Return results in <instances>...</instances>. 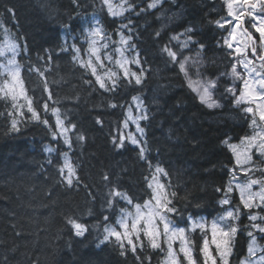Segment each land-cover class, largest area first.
Masks as SVG:
<instances>
[{
  "label": "trees",
  "instance_id": "trees-1",
  "mask_svg": "<svg viewBox=\"0 0 264 264\" xmlns=\"http://www.w3.org/2000/svg\"><path fill=\"white\" fill-rule=\"evenodd\" d=\"M129 2L136 8L124 17L113 18L101 8L100 0H0V41L6 28L20 45L17 59L22 65L25 88L40 115L39 120L32 119L24 109V117H17L20 131H9L10 101L0 100V264H163L164 253L150 248L146 240L143 250L137 247L133 254L126 246L124 255L114 241L101 243L106 223L103 217L108 215L109 222L115 224L119 208L127 207L117 198L118 203L108 209L113 187L134 202L142 203L150 196L145 181L150 170L147 161L140 158L139 148L129 141L117 148L112 142L122 131L133 96L142 98L149 115L142 121L147 160L169 173L171 190L177 193L173 203L183 216L174 217V221L186 227L188 214L211 220L224 210L218 204L223 193L216 188L223 187L229 179L228 170L234 160L223 141L230 138L231 142H239L241 137L253 134L250 121L234 106L226 91L227 79L221 75L227 73L230 57L224 47L218 46L223 43L225 31L215 21L226 13V7L220 0H165L155 9H147L150 0ZM140 7L147 10L139 12ZM163 10L180 13V22L174 28L163 26ZM94 16L114 40L118 39L120 23L131 20L132 31H123L132 36L146 70L141 85L121 80L116 91L105 92L73 61L70 51L60 50L65 41L71 45L76 38L83 52L86 45L82 30L90 27ZM189 28L194 46H204L207 74L219 77L217 97L221 107L208 108L200 103L178 67L162 51L166 45L177 50L171 37ZM30 66L44 71L52 100H48L39 75L28 71ZM86 80L93 82L88 84ZM45 101L50 108L60 109L66 124L76 125L69 133L73 144L70 157L77 165L80 182H74L71 188L62 182L58 172L60 153L69 149L62 139L53 140L49 126L42 123L47 119L49 125L55 126V117L43 110ZM111 103L117 107H110ZM77 134H83L85 139L78 141ZM49 147L55 152H46ZM49 159L52 163H48ZM105 175L108 180L103 179ZM236 206L241 208L240 231L234 241L232 264H239L246 254V226L252 223L234 191L232 204L224 208ZM69 216L87 227L82 237L76 236L67 223ZM192 239L200 261L202 237L197 231L192 233ZM161 246L165 247L163 243Z\"/></svg>",
  "mask_w": 264,
  "mask_h": 264
},
{
  "label": "snow or ice",
  "instance_id": "snow-or-ice-1",
  "mask_svg": "<svg viewBox=\"0 0 264 264\" xmlns=\"http://www.w3.org/2000/svg\"><path fill=\"white\" fill-rule=\"evenodd\" d=\"M223 2L227 9V17L231 19L221 17L215 21L218 28L225 29L227 32L222 36L223 43L218 46L227 49V55L232 63L230 71L221 73V75L232 78L233 84L226 91L231 94L234 106L239 107L245 114V119L250 121L249 127L253 129V134L241 137L239 143H230V138L223 141L234 160V166L228 170L229 179L223 187L216 188L217 192L223 193L218 204L224 210L211 220L204 216L197 218L188 214L184 221L186 227L174 221V217L183 216V213L173 203L177 193L171 190L169 173L159 164L153 166L151 161L147 160L145 155L147 142L142 140L144 129L139 121L148 120L149 115L144 101L138 96H133L132 101L136 105V111L140 114L133 115V109L129 107L122 123L125 129L128 128L129 121L134 123L137 132L141 134V139L132 133L127 135L120 133L117 137H113L112 142L117 148H122L127 139L139 148V156L147 161L150 170V176H145L150 196L141 203L134 202L130 196L115 187L109 192L107 201L109 210L118 203L117 198L124 201L127 207L119 208L115 224L109 222L108 215L103 217L106 223L103 226L104 235L101 243L114 241L120 247L121 255L125 254L126 246L133 254L136 253L137 247L143 250L146 240L150 248L164 253L163 264H232L234 241L240 231L238 222L241 208L239 206L224 208V206L232 204V193L235 191L239 195L240 205L248 211L247 219L252 222L246 226L249 229L247 231L249 242L246 254L239 260V264H264V245L258 242L264 239V213L254 211L264 210V176L254 178V175H249L256 171L264 173V168L259 167L253 159L256 156L264 160V0H223ZM161 3L162 0H150L147 9H155ZM100 4L102 9H106L108 16L113 18L124 17L125 13L132 12L136 8V5L130 3L129 0H118V2L117 0H100ZM147 9L140 7L139 12ZM9 11L11 12V9ZM139 12L136 14L138 15ZM246 17L250 18V27L254 32L244 26ZM93 21L90 27L82 30L83 44L86 45L83 48V55L82 46L77 45L76 38H73L74 42L71 45L65 41L60 50L70 51L73 61L84 69L85 73L90 74L95 84L105 92L116 91L121 80L128 84L134 82L135 85H141L146 70L142 65L139 52L136 51V45L132 43V36L125 35L123 31L124 29L132 31L129 27L131 20L128 24L120 23L116 33L119 36L118 40H114L104 30L98 18L94 16ZM228 25L231 27H226ZM186 31L191 32L192 29L189 28ZM180 35L186 36V33ZM171 39L178 42V49L173 50L166 45L162 51L167 54L170 62L178 67L187 86L197 95L200 103L208 108L219 107V103L213 99V89L217 87L219 77L216 80L209 79L201 72L203 59L200 52H197L195 56L182 55V50L193 42L192 38L186 36L183 41H180V36H173ZM203 47L199 45L201 51ZM24 51L26 52V47ZM20 53V45L5 28L3 43L0 44V100L10 101L12 110L8 111L7 116L11 118L9 131L12 132L20 131V120L17 117H24V109L31 113L32 119H40L39 113L33 107V98L28 95L25 88L21 74L22 65L17 59ZM47 59L50 62L51 55ZM131 65H135L139 71H134ZM238 67L243 71H238ZM28 71L39 75L44 82V91L48 94V100H52V93L44 71L36 66H30ZM92 82L85 81L88 84ZM236 82H240L239 89H237ZM21 100L23 103L20 102ZM42 106L45 112H51L55 117L54 128L49 125L47 119L42 121L49 126L52 139H62L69 149V151L60 153L62 163L58 166V172L61 180L67 187H74L80 181L77 175V165L70 157L73 144L69 133L75 130L76 125L66 124V118L61 117L60 109L50 108L47 101ZM110 107L116 108L117 105L111 103ZM76 139L83 141L85 137L83 134H77ZM45 151L51 154L55 152V149L49 147ZM48 163H52L51 159ZM240 174L247 179L240 181ZM103 179L108 180L109 177L105 175ZM195 206L200 207L199 204ZM66 221L78 237H82L88 230L83 223L71 216L67 217ZM197 231L202 237V245L199 248V256L202 258L200 261L195 255V241L192 239V233ZM257 233L260 234L259 237ZM162 243L165 247L161 246ZM177 243L178 248L174 247Z\"/></svg>",
  "mask_w": 264,
  "mask_h": 264
},
{
  "label": "rangeland",
  "instance_id": "rangeland-1",
  "mask_svg": "<svg viewBox=\"0 0 264 264\" xmlns=\"http://www.w3.org/2000/svg\"><path fill=\"white\" fill-rule=\"evenodd\" d=\"M221 2H223V0H220ZM117 2H118V0H117ZM164 2H165V0H162V3L160 4V5H158L157 6V8L158 7H161L163 4H164ZM224 3V2H223ZM225 5V4H224ZM226 7V6H225ZM126 14V13H125ZM162 15H163V17H164V19H163V22H164V27H166V28H174L176 25H177V23L178 22H180V13L178 12V10H169V11H166V10H163L162 11ZM222 17H226V18H228V19H231L230 17H227V9H226V13L225 14H223L222 15ZM119 18H121V17H119ZM246 21H247V23L244 25L245 27H247L248 26V24L250 23V18H246ZM250 25V24H249ZM226 27H231V25H228V26H226ZM223 31H225V35L227 34V32H226V30L225 29H222ZM250 31H253L254 32V30H250ZM125 33V32H124ZM181 33H186V36H190V32H187V31H179V32H177V33H175V34H173V36H180V41H183L185 38H186V36H181L180 34ZM125 35H128V34H126L125 33ZM255 35H257L258 36V34H255ZM191 37V36H190ZM192 38V37H191ZM118 39H119V36H118ZM117 39V40H118ZM192 43H190L189 44V46L187 47V48H184L183 50H182V55H184V56H195V54L197 53V52H200V54H201V57H202V59H203V66H202V68H201V72L202 73H204L209 79H213V80H216L217 79V77H214V78H211L210 77V75H208L207 74V71H206V69L208 68V62H207V60H205L204 59V55H203V50L201 51L200 49H197L195 46H194V39L192 38ZM3 43V40L2 41H0V44H2ZM173 43L175 44V46L177 47V49H178V47H179V45H178V42L176 41V40H173ZM85 48V47H84ZM226 49V48H225ZM137 51V50H136ZM258 51H259V49H258ZM226 52H227V49H226ZM82 55H83V52H82ZM257 63H259V61H256ZM231 63H232V60H231V58H230V60H228L227 62H226V71L227 72H229L230 71V68H231ZM134 71H139V69H137L136 68V66L135 65H131L130 66ZM238 71H243V69L242 68H239L238 67ZM225 78L227 79L226 81H227V83H226V89L229 87V86H232V84H233V80H232V78L230 77V76H225ZM219 80V79H218ZM218 80H217V87L215 88V89H213V99H215L218 103H219V107H221V103H220V101L218 100L219 98L217 97V89H218ZM236 86H237V89H239V86H240V82H236ZM231 95V94H230ZM141 98V97H140ZM233 98V97H232ZM142 99V98H141ZM21 103H23V100H21L20 101ZM129 107H132V109H133V115H135V116H138L140 113L139 112H137L136 111V105L133 103V104H131V105H129L128 107H127V109L129 108ZM243 107V106H242ZM214 108H218V107H214ZM127 109H126V114H127ZM142 121L143 120H141V121H139V123H140V125H141V127L143 128V126H142ZM121 133H124L125 135H127L128 133H132L133 135H135L138 139H141V134L139 133V132H137V130H136V125L134 124V123H132L131 121H129V125H128V128L127 129H125L124 128V126L122 125V131H121ZM143 136H144V133H143ZM143 138V137H142ZM125 141H128L127 139L125 140ZM230 143H239V142H231V141H229ZM254 159V158H253ZM260 160H258V162H259ZM263 163H264V160H263ZM259 167H260V165H259ZM262 168H264V164L262 165ZM257 173H258V171H257ZM259 174L260 175H262L263 173L262 172H260L259 171ZM249 175H251V173L249 174ZM263 176H264V174H263ZM254 178H257V177H254ZM239 179H240V181H245L246 179H247V177H245L244 175H242V174H240L239 175ZM199 232V231H198ZM142 238V237H141ZM260 244H261V242L262 241H258ZM174 247H176V248H178V243L177 244H175L174 245Z\"/></svg>",
  "mask_w": 264,
  "mask_h": 264
},
{
  "label": "water",
  "instance_id": "water-1",
  "mask_svg": "<svg viewBox=\"0 0 264 264\" xmlns=\"http://www.w3.org/2000/svg\"><path fill=\"white\" fill-rule=\"evenodd\" d=\"M246 20V19H245Z\"/></svg>",
  "mask_w": 264,
  "mask_h": 264
}]
</instances>
